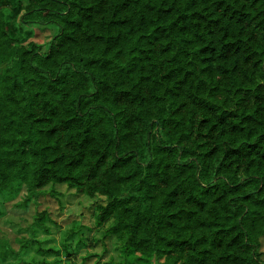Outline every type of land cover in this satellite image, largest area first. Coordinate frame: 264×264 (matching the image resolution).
<instances>
[{"label":"trees","instance_id":"16d2710c","mask_svg":"<svg viewBox=\"0 0 264 264\" xmlns=\"http://www.w3.org/2000/svg\"><path fill=\"white\" fill-rule=\"evenodd\" d=\"M13 1L55 32L44 50L0 16V219L19 196L50 230L65 185L105 197L114 264H264V0ZM10 257L63 261L35 233Z\"/></svg>","mask_w":264,"mask_h":264},{"label":"rangeland","instance_id":"374dc122","mask_svg":"<svg viewBox=\"0 0 264 264\" xmlns=\"http://www.w3.org/2000/svg\"><path fill=\"white\" fill-rule=\"evenodd\" d=\"M19 12L20 8L17 7L15 1H0V16L6 21L11 35L22 42L32 40L41 44L45 50L55 28L38 24L25 27L20 24ZM58 190L60 193L57 197L48 195L43 198L52 220L50 230L45 231L40 227H34L36 230L26 228L28 224L25 218L28 213L22 212L15 203L20 199L19 196L12 202L3 204L1 206L4 215L0 219V243L16 237L31 238L35 233L42 246L61 251L62 264H114L113 262L119 261L122 257L115 238L110 237L102 242L98 239L102 230L96 225L95 220L100 206L106 203L105 197L78 193L65 185ZM260 241L259 250L264 258V235ZM10 245L15 249L18 248L16 240L10 241ZM66 247L75 252L70 258L66 257ZM33 255L34 253L24 254L23 261L29 260ZM37 257L39 256L35 255L36 259ZM23 261L18 262L10 257V264H24Z\"/></svg>","mask_w":264,"mask_h":264}]
</instances>
